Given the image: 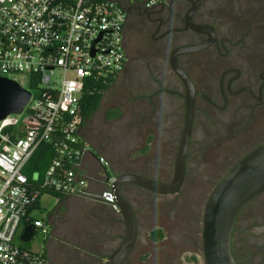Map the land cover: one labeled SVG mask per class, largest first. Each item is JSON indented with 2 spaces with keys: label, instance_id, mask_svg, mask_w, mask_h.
<instances>
[{
  "label": "flooded vegetation",
  "instance_id": "obj_1",
  "mask_svg": "<svg viewBox=\"0 0 264 264\" xmlns=\"http://www.w3.org/2000/svg\"><path fill=\"white\" fill-rule=\"evenodd\" d=\"M125 49L121 75L142 92L129 101L136 107L128 112V128L146 136L136 153L119 163V173L112 167L117 176L133 173L172 182L187 97L175 67L193 85L195 110L181 189L159 195L123 187L137 223L134 250L123 264H205L204 212L186 213L188 195L198 189L208 200L243 157L264 145V0H169L150 10L139 7L129 16ZM120 111L122 119L126 114ZM159 137L162 144L156 143ZM262 216L264 194L243 209L235 225L231 248L237 264H264V240L255 238L260 229L250 238L248 256L241 251L244 229L259 228ZM105 234L100 244L93 238L85 242L83 257L49 245L48 264H68L64 257L73 264H107L122 244L116 241L119 231ZM96 244L103 247L100 254Z\"/></svg>",
  "mask_w": 264,
  "mask_h": 264
},
{
  "label": "built area",
  "instance_id": "obj_2",
  "mask_svg": "<svg viewBox=\"0 0 264 264\" xmlns=\"http://www.w3.org/2000/svg\"><path fill=\"white\" fill-rule=\"evenodd\" d=\"M169 0H0V77L30 94L20 115L0 122V264H48L44 251L18 244L33 225L45 238L48 226L31 217L44 194L102 203L119 212L117 174L103 157L104 189L84 170L91 148L82 135L80 102L93 82L117 79L127 54L130 14ZM12 129L10 133H4ZM56 157L30 179L25 168L41 145ZM35 233V234H36Z\"/></svg>",
  "mask_w": 264,
  "mask_h": 264
},
{
  "label": "water",
  "instance_id": "obj_3",
  "mask_svg": "<svg viewBox=\"0 0 264 264\" xmlns=\"http://www.w3.org/2000/svg\"><path fill=\"white\" fill-rule=\"evenodd\" d=\"M175 71L186 86L187 97L173 180L170 184H165L133 173L117 176L114 192L119 214L126 226V235L122 245L110 256L107 264H123L132 254L137 239L135 213L123 193V187L131 185L159 195H173L183 185L186 155L194 119L195 93L189 78L179 68L175 67ZM30 97L31 94L18 83L0 77V122L8 116L20 115ZM262 194H264V145L243 157L222 179L206 202L202 230L205 264H237L231 248L235 225L243 209ZM35 233L33 225L27 226L20 238L21 242L29 243Z\"/></svg>",
  "mask_w": 264,
  "mask_h": 264
},
{
  "label": "rangeland",
  "instance_id": "obj_4",
  "mask_svg": "<svg viewBox=\"0 0 264 264\" xmlns=\"http://www.w3.org/2000/svg\"><path fill=\"white\" fill-rule=\"evenodd\" d=\"M129 38L134 41L135 33H133L132 35L130 33ZM116 80L117 81L113 85H111L107 92L104 94L101 109L95 115L93 121L88 123L87 126L82 129V135L86 140L88 139L89 142H91L90 144L93 146V150L96 153L94 151L93 152L107 160L111 164V166L119 173L120 169H122L119 166V163L127 160L125 156L126 154L128 156H131L132 154L136 153V150L143 144L144 137L146 135L141 136L139 130L128 128L129 122L131 120V116L130 114H128V112L131 108L136 107V105L134 104L130 105L129 101H132L135 98H139L142 95V92H140L138 87H136L137 85L132 86L129 76H127L125 79V75H120ZM133 90H135V92ZM139 102L137 103V105H143L141 101ZM114 106L122 107L124 113L126 114L124 118L116 122L110 121L106 118L107 111L114 109ZM156 143L162 144L163 137H159ZM95 169L101 170L98 166H95L94 170ZM205 173H209V171L206 169ZM205 188L202 189V191H204ZM196 192L197 194L188 195L189 205L187 207L186 213H188L189 215H194L198 212L202 215L204 212V206L207 201L206 194H203L198 189L196 190ZM56 202V198L48 194H44L41 199V205L44 210L47 211L53 209L56 205ZM34 217L41 220L46 219L44 212L42 214L41 212L38 213L37 211L34 214ZM185 219L186 217L184 218V220ZM260 222L262 224L259 228L255 229L254 227H246L244 229L243 235L245 243L241 245V251H245L247 256L250 248V238L255 234V230H261L257 232L255 238L260 241L264 240V216L260 218ZM46 243L47 239L43 235H41V233H36L29 243L21 244L18 241V244H20V246L22 245L23 247L36 252L43 251L44 247L47 246Z\"/></svg>",
  "mask_w": 264,
  "mask_h": 264
},
{
  "label": "crops",
  "instance_id": "obj_5",
  "mask_svg": "<svg viewBox=\"0 0 264 264\" xmlns=\"http://www.w3.org/2000/svg\"><path fill=\"white\" fill-rule=\"evenodd\" d=\"M93 151L92 149L90 154L86 156L83 168L93 181L94 192H100L104 189L103 170L97 160L100 156ZM95 166L100 167L101 170L95 169V171ZM41 199L32 210L31 217H34L37 211L38 213H45L46 219L43 220L48 226L49 238H47V246L44 247L43 251L47 256V260L46 249L52 244L59 245L62 249L70 252L71 255L76 253L77 257H83L86 255V251H83L85 250V242L89 244V239L93 238L96 240V242L94 240L95 243L100 244L99 239L102 234H112L119 231L116 241L119 245L123 243L126 235L124 220L119 212L113 211L109 206L89 200L64 197L63 199L56 198L55 207L47 211L42 207ZM98 244L95 245V249L100 254L103 247ZM71 260L64 257L62 262L73 264Z\"/></svg>",
  "mask_w": 264,
  "mask_h": 264
},
{
  "label": "trees",
  "instance_id": "obj_6",
  "mask_svg": "<svg viewBox=\"0 0 264 264\" xmlns=\"http://www.w3.org/2000/svg\"><path fill=\"white\" fill-rule=\"evenodd\" d=\"M117 80L110 79L107 82H93L92 83V93H85L80 102V117L82 120L81 128L87 126L88 123L92 122L95 115L101 109L104 94ZM121 107L108 110L106 113V118L108 120H119L122 116L120 111ZM12 129H8L4 133H10ZM56 153L52 146L41 145L40 148L33 155L32 159L25 168V174L32 179V175L39 174L43 175L52 165L55 160ZM53 197L58 199H63L64 196L59 194H51ZM39 203V202H38ZM49 238V234L47 236ZM46 238V239H47ZM48 240V239H47Z\"/></svg>",
  "mask_w": 264,
  "mask_h": 264
}]
</instances>
